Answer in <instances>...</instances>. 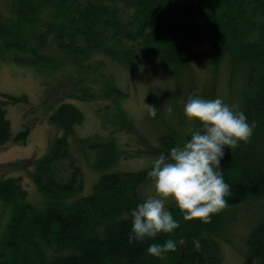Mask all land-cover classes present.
I'll return each instance as SVG.
<instances>
[{
    "label": "trees",
    "instance_id": "trees-1",
    "mask_svg": "<svg viewBox=\"0 0 264 264\" xmlns=\"http://www.w3.org/2000/svg\"><path fill=\"white\" fill-rule=\"evenodd\" d=\"M8 58L77 73L78 100L104 105L100 131L80 136L84 112L61 103L50 122L62 133L47 154L0 166V264H226L227 251L264 264V0H0V61ZM143 59L162 76L139 120L122 106L131 94L115 68L131 74ZM190 93L223 97L255 122L222 162L227 203L210 219L185 220L169 200L178 228L130 242L131 209L155 194L151 159L199 127L184 114ZM18 102L29 98L0 94V149L30 141L29 126L12 131L7 105ZM11 173L27 174L35 193ZM169 238L185 243L147 253Z\"/></svg>",
    "mask_w": 264,
    "mask_h": 264
},
{
    "label": "clouds",
    "instance_id": "clouds-1",
    "mask_svg": "<svg viewBox=\"0 0 264 264\" xmlns=\"http://www.w3.org/2000/svg\"><path fill=\"white\" fill-rule=\"evenodd\" d=\"M182 103L185 116L199 127L190 130V138L151 159L147 175L155 194L131 209L130 242L156 237L160 232L172 233L178 228L179 221L166 203L169 200L183 210L185 220L210 219L212 213L227 203L225 197L231 186L225 180L222 162L229 149L232 151L249 139L255 122H250L243 111L236 110L220 96L207 99L190 93ZM146 106L155 117L158 107L148 103ZM166 110L173 112V105L168 104ZM178 243L182 245L185 241L169 238L163 243L153 242L146 251L163 257L176 250Z\"/></svg>",
    "mask_w": 264,
    "mask_h": 264
},
{
    "label": "rangeland",
    "instance_id": "rangeland-1",
    "mask_svg": "<svg viewBox=\"0 0 264 264\" xmlns=\"http://www.w3.org/2000/svg\"><path fill=\"white\" fill-rule=\"evenodd\" d=\"M8 60L0 61V94L5 93L14 96L25 94L28 96L29 102L8 104L7 111L14 134H18L26 125L30 127L31 134L27 144H11L0 149V166L16 163L20 160H35L47 154L52 139L62 133L58 127L50 122L54 110L61 103L73 104L84 112L86 121L82 126L76 127L80 136H88L100 131L101 117L99 115L101 113L97 112L100 110L99 106L104 105V103L78 100L77 96L82 92L79 86L75 85L77 73L70 72L72 74L70 78L67 76L69 75L67 70L50 73L48 69L42 67L30 66L10 58ZM156 64L153 61L143 59L141 64L135 66L131 74L120 66L115 68L119 81L131 94V97L125 100L122 106L130 115L139 120L144 115V97H146L148 86L162 76ZM75 97L77 98L74 99ZM126 138H123L122 141H127L128 138ZM124 165H127L126 168L136 169L142 163L129 161ZM11 174L23 175L22 173ZM23 176L25 186L33 195L35 189L30 178L27 174ZM88 176L94 177L91 172L88 173ZM242 261L243 258L239 254L231 251L226 252V264H239V262L242 264Z\"/></svg>",
    "mask_w": 264,
    "mask_h": 264
}]
</instances>
